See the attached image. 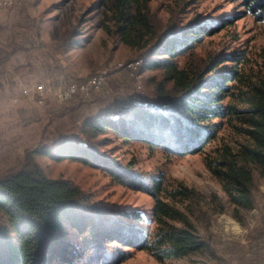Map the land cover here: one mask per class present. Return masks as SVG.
Wrapping results in <instances>:
<instances>
[{
    "label": "trees",
    "instance_id": "trees-1",
    "mask_svg": "<svg viewBox=\"0 0 264 264\" xmlns=\"http://www.w3.org/2000/svg\"><path fill=\"white\" fill-rule=\"evenodd\" d=\"M148 2L104 0L102 28L137 51L136 74L150 71L144 82L152 87L144 95L120 97L102 112H89L73 129L29 151L19 169L0 176V264H118L135 250L165 263L206 246L172 203H200L199 191L171 184L163 170L148 172L135 161L122 162L107 150L115 141L169 157L203 154L235 216L241 219L242 211L253 208L257 175L264 177V46L231 51L226 45L192 62L204 38L230 28L243 12L163 25ZM243 2L264 23V0ZM71 36H65L67 46ZM228 61L235 62L225 66ZM37 155L99 168L117 183L149 194L154 209L146 215L95 202L72 180L48 177ZM215 203L225 209L217 194L208 202ZM69 225L78 231L76 238Z\"/></svg>",
    "mask_w": 264,
    "mask_h": 264
},
{
    "label": "rangeland",
    "instance_id": "rangeland-1",
    "mask_svg": "<svg viewBox=\"0 0 264 264\" xmlns=\"http://www.w3.org/2000/svg\"><path fill=\"white\" fill-rule=\"evenodd\" d=\"M148 3L163 25L170 20L183 25L199 18L218 19L243 12L230 28L204 38L192 62L226 45L231 51L264 46V23L246 11L243 0ZM104 11V0H14L0 11V176L19 169L29 151L73 129L89 112H102L118 98L144 95L152 87L144 82L150 71L143 76L136 74L133 59L137 51L102 28ZM74 31L77 35L73 36ZM70 34L72 44L67 46L65 36ZM233 36L238 40L234 41ZM234 62L223 64L232 66ZM94 78L101 79L97 85L79 89L67 99L59 97V91L68 85ZM39 84L44 85V92L35 89ZM107 150L124 163L137 162L136 167L143 171H165L171 184L194 188L204 199L200 203L172 201L205 240L202 250L172 257L165 263L150 252L135 250L118 264H264V177L257 175L254 206L242 211L239 219L221 183L207 168L203 154L169 157L162 150L120 141ZM36 161L48 177L72 180L95 202L139 209L146 215L154 209L149 194L117 183L99 168L45 155H37ZM215 194L224 202L223 211L216 203L208 204ZM67 230L71 237L78 236L70 225Z\"/></svg>",
    "mask_w": 264,
    "mask_h": 264
},
{
    "label": "built area",
    "instance_id": "built-area-1",
    "mask_svg": "<svg viewBox=\"0 0 264 264\" xmlns=\"http://www.w3.org/2000/svg\"><path fill=\"white\" fill-rule=\"evenodd\" d=\"M14 0H0V11L6 7L12 4ZM101 79L94 78L93 81L84 82L83 84H70L66 88H63L59 91V97L62 99H67L74 95L79 89H87V87H92V85H97L100 82ZM98 82V83H97ZM86 83V84H85ZM87 86V87H86ZM38 92H44V85L39 84L35 88ZM25 93H29V90H25Z\"/></svg>",
    "mask_w": 264,
    "mask_h": 264
},
{
    "label": "bare ground",
    "instance_id": "bare-ground-1",
    "mask_svg": "<svg viewBox=\"0 0 264 264\" xmlns=\"http://www.w3.org/2000/svg\"><path fill=\"white\" fill-rule=\"evenodd\" d=\"M70 221V220H69ZM133 234H135V232L133 233ZM143 236V235H142Z\"/></svg>",
    "mask_w": 264,
    "mask_h": 264
}]
</instances>
